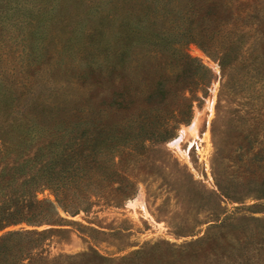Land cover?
<instances>
[{
  "label": "rangeland",
  "instance_id": "1",
  "mask_svg": "<svg viewBox=\"0 0 264 264\" xmlns=\"http://www.w3.org/2000/svg\"><path fill=\"white\" fill-rule=\"evenodd\" d=\"M109 8L115 33L125 20L142 22L128 43L147 84L158 35L180 40L213 74L207 87L186 92L188 101L178 93L149 108L165 131L120 151L92 126L109 87ZM134 63L119 71L124 85ZM91 66L102 83L88 91ZM84 88L89 133L65 141L77 157L110 161L90 170L88 212H66L40 187L36 199L59 215L45 209L44 221L8 227L0 240L9 231H45L46 255L58 264H264V0H0V147L8 156L0 168L37 152L38 135L17 129L22 121L55 125L38 103L78 98Z\"/></svg>",
  "mask_w": 264,
  "mask_h": 264
},
{
  "label": "trees",
  "instance_id": "2",
  "mask_svg": "<svg viewBox=\"0 0 264 264\" xmlns=\"http://www.w3.org/2000/svg\"><path fill=\"white\" fill-rule=\"evenodd\" d=\"M110 12L111 8L106 15L110 20L109 27L112 32L105 40L107 74L103 79L109 87L104 92V97L96 103L99 119L93 122L92 126L97 129L103 140L106 139L105 142L110 143L108 147L120 151L129 149V146L136 147L141 137H145L146 142L148 140L146 137H157L165 131L163 127L158 128L152 124L151 118L156 116L157 108L154 110L149 108L164 104L178 93L184 101H188L186 92L189 89L191 91V87L198 90L200 86L207 87L213 80V74L198 59L192 58L186 52L185 45L180 40L173 44L168 37L158 35L152 42L154 61L150 65V70H155L156 75L152 78L153 82L147 84L141 77L142 71L146 68L141 63L142 58H133L129 49L130 40L140 33L143 27L142 22L125 20L120 25L121 30L115 33L113 14ZM124 31L127 34L121 38ZM128 61L135 63L131 66V80L124 85L118 75ZM170 65L172 68L164 71V67ZM100 70L95 66L89 67L85 76L87 79L90 77L93 82H90L88 91L102 83ZM82 75L83 73L80 76L83 80L81 86L84 87L86 78H82ZM201 75L205 78H201ZM84 90L85 95L78 98L37 104L36 111L40 113L42 110L44 117L49 115V119H45L53 121L55 125L40 126V122L35 119L22 121L18 125L17 129L33 133L34 136L38 135V140L35 141L39 146L32 157L0 168V231L21 223H41L45 219V209L51 210L54 216L59 215L53 203L36 199L40 187H50L57 197L58 204L66 212H88L91 202L89 198L86 200L85 193L92 185L87 183V179L91 177L90 170H96L100 161L102 165H108L106 163L110 161L95 158V163L89 154L77 157L72 146L65 141L73 138L71 132H80L81 135L89 133L88 113L91 112L92 103L90 98H86V88ZM142 104L146 108H143ZM62 114L64 117H73L75 121L72 123L54 120L56 118L53 115L58 117ZM176 114L177 112L173 110L171 118H175ZM6 158H8L6 150L0 147V162ZM62 159L65 164H60L62 167H59L58 161ZM100 177L103 176H95L96 179ZM47 240L45 231L7 232L0 240V264H58L52 262L46 255ZM102 262L108 263L107 260Z\"/></svg>",
  "mask_w": 264,
  "mask_h": 264
}]
</instances>
